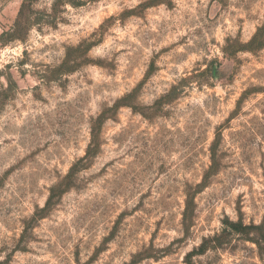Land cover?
<instances>
[{"label":"rangeland","instance_id":"1","mask_svg":"<svg viewBox=\"0 0 264 264\" xmlns=\"http://www.w3.org/2000/svg\"><path fill=\"white\" fill-rule=\"evenodd\" d=\"M0 264H264V0H0Z\"/></svg>","mask_w":264,"mask_h":264}]
</instances>
